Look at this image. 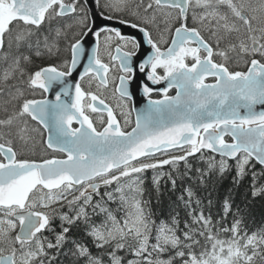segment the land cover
<instances>
[{
    "label": "snow or ice",
    "instance_id": "obj_1",
    "mask_svg": "<svg viewBox=\"0 0 264 264\" xmlns=\"http://www.w3.org/2000/svg\"><path fill=\"white\" fill-rule=\"evenodd\" d=\"M58 18L74 24L53 35ZM13 42L18 54L4 56V83L27 77L32 90L54 98L24 99L0 118V264L264 259V228L249 234L230 195L215 204L211 192L198 195L213 175L234 169L239 185L251 169L252 197H264L256 183L264 178V0H0V50ZM34 57L59 62L38 65ZM233 60L246 70H233ZM134 84L143 106L125 111ZM109 89L123 125L101 98ZM41 132L60 157L24 156ZM205 150L207 168L193 170L188 158L204 159ZM150 170L158 195L162 181L173 192L178 181L188 185L177 197L183 222L177 212L157 223L146 210Z\"/></svg>",
    "mask_w": 264,
    "mask_h": 264
},
{
    "label": "trees",
    "instance_id": "obj_2",
    "mask_svg": "<svg viewBox=\"0 0 264 264\" xmlns=\"http://www.w3.org/2000/svg\"><path fill=\"white\" fill-rule=\"evenodd\" d=\"M45 29H47L48 25H44ZM57 27H64L66 28L65 23L63 20L58 18L57 21L52 22L53 28V35H54V28ZM7 40L5 41V47L7 48ZM60 48L61 54L66 55L67 53L64 52L66 47V42L61 40L60 41ZM20 52L24 54H29L26 46L24 44L20 45ZM17 47L16 43L13 42V46L8 48L7 52L5 53L3 50L0 53V118H4L5 116V109L7 110L8 114H11L17 107H19L24 99H30L34 97V92L29 85L26 83L27 77L24 80L17 79H9L7 84L4 83L2 79L3 69L7 66L4 60V56L7 55L9 57L17 55ZM35 63L38 65H46L52 63H58L59 61L56 60L55 57H43V58H35ZM10 62V61H9ZM15 85V87H13ZM16 88H19L23 92V96H20ZM32 142V141H31ZM36 141L28 143V146L31 149L36 148ZM35 145V147H34ZM38 147V146H37ZM27 150V149H25ZM207 154L205 155L204 159H201L200 156L194 157L190 159V164L195 169H206L207 168ZM180 170H184V166L181 163ZM255 171H260V166L257 164ZM251 169L249 170L248 176L241 182V184L236 185L233 183V177L235 175V170H231L227 172L223 178L213 175L211 180L206 186L201 187L198 189V195L201 198H205L208 196V193H212V199L214 204L218 199H221L226 196H231L234 201V208L239 206L242 212L245 214V225L246 230L251 234L253 231H257L260 228H264V197L257 196L255 198L252 197V180H251ZM145 193H144V200L150 201V205L147 211H151L153 213V219L159 223L161 220L167 221L172 215L179 212L181 221L186 218L185 217V210L183 209L182 203L177 199L180 195V187H187V184L180 185L178 181V189L177 191L173 192L171 190L170 183H162L160 194L158 195L152 186V176L149 175V172L145 175ZM257 186L264 185V178H260L257 180ZM115 207V205H113ZM212 214L214 220L219 219V214L217 213L216 208H213ZM232 217L228 218V222L225 226H230ZM226 238V237H222ZM254 264H264V259L260 257H256L254 259Z\"/></svg>",
    "mask_w": 264,
    "mask_h": 264
},
{
    "label": "flooded vegetation",
    "instance_id": "obj_3",
    "mask_svg": "<svg viewBox=\"0 0 264 264\" xmlns=\"http://www.w3.org/2000/svg\"><path fill=\"white\" fill-rule=\"evenodd\" d=\"M71 22H74L71 20ZM260 58V57H259ZM238 70V69H237ZM163 85L154 86V87H162ZM174 94V92L172 93ZM154 98H156V93H153ZM101 98L105 99V102L109 104L110 107H112L113 112L116 116V118L121 122V125H123V119L124 117L121 115L120 107L118 106L117 100L113 97L111 89H109L108 92L101 91ZM132 104H129L128 107L125 109V111L130 110L132 108ZM90 115L93 117L94 121H97L100 116L102 115L104 119L107 118L106 114H94L90 113ZM131 118L134 120L135 116L133 114V111L131 113Z\"/></svg>",
    "mask_w": 264,
    "mask_h": 264
},
{
    "label": "water",
    "instance_id": "obj_4",
    "mask_svg": "<svg viewBox=\"0 0 264 264\" xmlns=\"http://www.w3.org/2000/svg\"><path fill=\"white\" fill-rule=\"evenodd\" d=\"M106 23H108L109 25H112V26L120 28V30H121V32L123 34H126V35H133L134 34V35H136L134 32H136L137 30H135V29H131V28L129 29V27H127V26L119 25L115 21H107ZM135 95H136V93H135ZM44 98L53 99L54 97L49 95V94H45ZM134 105L137 106V107H142L143 106L142 103H140L139 92H138V95H136V97H135ZM46 136H47V134H46Z\"/></svg>",
    "mask_w": 264,
    "mask_h": 264
},
{
    "label": "rangeland",
    "instance_id": "obj_5",
    "mask_svg": "<svg viewBox=\"0 0 264 264\" xmlns=\"http://www.w3.org/2000/svg\"><path fill=\"white\" fill-rule=\"evenodd\" d=\"M66 24H67V23H66ZM73 24H74V23H73ZM209 24L212 25V26H215V25L212 24L211 20H209ZM54 30H55V28H54ZM236 61H237V63H236V62H235V63L232 62V63H234L235 65H238V66H240V67L243 66V65H245L244 62H243V60H236ZM19 80H20V79H19ZM34 94H35V93H34ZM38 94H39V93H38ZM40 136H41V140H39L40 138H38L37 134L35 135V138H34V140H35L36 142H38V143L41 142V141H42V138H43V135H42L41 133H40ZM29 143H31V144H29V145H32V142H31V141H29ZM36 145L38 146L37 143H36ZM39 146H40V143H39ZM29 147H32V146H29ZM29 147L26 148V149H27L26 151H31V148H29ZM34 147H35V145H34ZM36 149L40 150L39 147H36ZM23 150H25V149H23ZM23 150H22V151H23ZM38 150H37V151H38ZM31 152H35V151H31Z\"/></svg>",
    "mask_w": 264,
    "mask_h": 264
}]
</instances>
